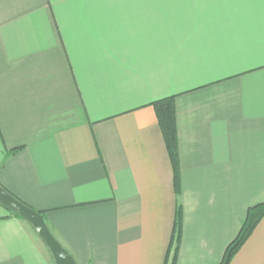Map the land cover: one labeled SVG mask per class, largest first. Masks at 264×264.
I'll use <instances>...</instances> for the list:
<instances>
[{
	"label": "crops",
	"instance_id": "0c3cea01",
	"mask_svg": "<svg viewBox=\"0 0 264 264\" xmlns=\"http://www.w3.org/2000/svg\"><path fill=\"white\" fill-rule=\"evenodd\" d=\"M0 184L78 264H172L178 206L176 264H221L264 202V0H0ZM0 264H55L1 204Z\"/></svg>",
	"mask_w": 264,
	"mask_h": 264
},
{
	"label": "trees",
	"instance_id": "16d2710c",
	"mask_svg": "<svg viewBox=\"0 0 264 264\" xmlns=\"http://www.w3.org/2000/svg\"><path fill=\"white\" fill-rule=\"evenodd\" d=\"M175 96H169L162 99H159L153 102V106L155 108L158 121L160 127L163 132V136L173 163L174 167V176H175V190L176 193L180 192V180H179V152H178V139H177V125H176V113H175V105H174ZM16 151L13 149L11 152ZM1 185V184H0ZM5 188V187H4ZM6 189V188H5ZM9 191L8 189H6ZM10 192V191H9ZM17 199L22 201L19 197L10 192ZM27 204V203H25ZM30 206L29 204H27ZM31 207V206H30ZM43 216L44 213L42 211L37 210ZM11 212V211H10ZM13 213L15 216L20 217L18 214ZM264 217V202L256 204L248 209L247 215L242 222L240 231L237 237L229 244L226 249L223 261L221 264H228L232 257L237 253L240 247L245 243V241L250 237L255 227ZM23 219V218H22ZM182 224V210L181 207L178 206L175 218V228H174V236L173 241L175 242L172 264H176L177 252L179 248V238H180V230Z\"/></svg>",
	"mask_w": 264,
	"mask_h": 264
},
{
	"label": "water",
	"instance_id": "95a60500",
	"mask_svg": "<svg viewBox=\"0 0 264 264\" xmlns=\"http://www.w3.org/2000/svg\"><path fill=\"white\" fill-rule=\"evenodd\" d=\"M0 204L7 210L18 214L31 224L49 249L55 264H78L74 256L53 235L45 217L36 209L21 202L0 185Z\"/></svg>",
	"mask_w": 264,
	"mask_h": 264
}]
</instances>
